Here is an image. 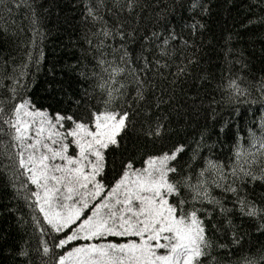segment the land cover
Returning <instances> with one entry per match:
<instances>
[{
	"label": "trees",
	"instance_id": "16d2710c",
	"mask_svg": "<svg viewBox=\"0 0 264 264\" xmlns=\"http://www.w3.org/2000/svg\"><path fill=\"white\" fill-rule=\"evenodd\" d=\"M191 2L133 0L129 10L128 0H103L99 14L112 32L103 38L97 35L102 23L87 17V7L97 8V0H3L0 101L6 110L12 106L11 89L18 79L15 99L23 96L50 114L87 119L106 105L127 110L129 122L118 137L119 147L105 153L101 179L106 187L120 177L125 163L142 168L148 158L177 145H183L184 151L173 164L180 177L192 178L191 183L210 160L222 166L232 183L238 152L241 163L255 161L251 171L260 176L264 170L260 147L264 140V0H200L202 7L196 9ZM101 39L104 46L98 49ZM121 45L134 62L143 64L141 55L150 61L149 70L142 74L143 100L134 99L131 76H117L112 83L98 66L101 51L106 61L120 64ZM161 45L168 55L159 54ZM157 60L167 66L157 67ZM233 80L243 95L229 86ZM120 84L125 87L119 88ZM0 142V264H54L51 255L42 254V241L51 247L63 234L39 231L48 226L30 197L34 186L17 172L9 137L0 136ZM203 178L211 198L227 211L207 201L196 205L202 209L212 244L202 264H246L258 259L264 254V230L259 227L264 220L242 216L237 195L264 208V180H236L234 194L212 183L215 170L205 171ZM234 237L239 238L238 244L233 243ZM22 250L27 256L20 255ZM66 250L54 249V253Z\"/></svg>",
	"mask_w": 264,
	"mask_h": 264
},
{
	"label": "snow or ice",
	"instance_id": "6c2138e0",
	"mask_svg": "<svg viewBox=\"0 0 264 264\" xmlns=\"http://www.w3.org/2000/svg\"><path fill=\"white\" fill-rule=\"evenodd\" d=\"M132 3L133 0H128L129 10ZM97 5V8L87 7V17L102 23L97 35L107 38L112 32L99 14L103 0H97ZM190 6L192 9L202 7L200 0H192ZM191 27L195 29L197 25L194 23ZM120 35L123 39V33ZM167 42L165 40L164 44ZM103 46L101 39L96 47L102 49ZM158 47L161 56L168 55L162 45ZM119 51L120 64L106 61V54L101 51L98 66L108 73L112 83L117 76H131L136 86L134 99L143 100L142 74L149 70L150 61L141 55L139 60L143 64L134 62L123 45ZM156 64L157 67L167 66L161 65L159 60ZM19 85L17 79L11 89L13 100L9 109L0 101V136L9 137L17 172L27 178V184L34 186L30 197L48 226L47 230L40 227L39 231L63 234L52 241L51 247L47 240L42 241V254L51 255L54 264H202L212 244L201 218L202 209L196 205L207 201L220 204V210L227 211L220 201L211 198L204 172L215 170L216 178L212 183L234 194H237L233 186L236 180L244 177L264 180V170L256 176L251 171L255 161L241 163L242 153L238 152L236 165L231 169V176L235 177L232 183L227 182L229 177L222 166L211 160L207 168L200 171L196 182L191 183L192 178L180 177L173 164L184 151L183 145H177L170 152L148 158L142 168L135 167L131 161L125 163L120 177L111 187H106L101 179L107 165L105 153L110 147H119L118 137L128 126L129 112L106 105L87 119L50 114L36 109L30 99L23 96L15 99ZM229 86L236 94H244L235 80ZM124 87V84L119 85V88ZM159 132L158 127L155 134ZM0 147H3L2 142ZM260 147L264 148V140ZM244 164L249 167L246 169ZM181 189L188 195H183ZM237 205L242 216L264 220V208L257 207L255 202L237 195ZM259 227L264 230V225ZM108 237L125 238L126 242H93L107 241ZM129 237L135 239H127ZM75 241L88 243L67 247ZM239 242V238L234 237L233 243ZM66 248L67 251L58 255L54 253V249ZM20 255L27 256V252L22 250ZM246 264H264V254L256 260H246Z\"/></svg>",
	"mask_w": 264,
	"mask_h": 264
},
{
	"label": "rangeland",
	"instance_id": "374dc122",
	"mask_svg": "<svg viewBox=\"0 0 264 264\" xmlns=\"http://www.w3.org/2000/svg\"><path fill=\"white\" fill-rule=\"evenodd\" d=\"M88 213L86 212L85 215H87ZM127 239H135L134 237H129ZM108 241H111V242H116V243H123V242H126V239L125 238H119V237H108L107 238V241H93L95 243H100V242H108ZM84 243H88L87 241H75L74 244H70L68 245L67 247L68 248H71L73 247L74 245L76 244H84ZM67 249V248H66ZM67 251V250H66ZM163 251V250H161Z\"/></svg>",
	"mask_w": 264,
	"mask_h": 264
}]
</instances>
